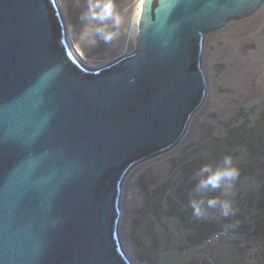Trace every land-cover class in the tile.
Listing matches in <instances>:
<instances>
[{"label": "water", "instance_id": "water-1", "mask_svg": "<svg viewBox=\"0 0 264 264\" xmlns=\"http://www.w3.org/2000/svg\"><path fill=\"white\" fill-rule=\"evenodd\" d=\"M264 0H142L136 45L100 66L59 0H0V264H136L126 179L208 95L207 37Z\"/></svg>", "mask_w": 264, "mask_h": 264}, {"label": "rangeland", "instance_id": "rangeland-1", "mask_svg": "<svg viewBox=\"0 0 264 264\" xmlns=\"http://www.w3.org/2000/svg\"><path fill=\"white\" fill-rule=\"evenodd\" d=\"M59 1L71 42L86 63L100 66L134 50L142 0L118 3L123 18L120 36L111 44L97 38L95 45L80 19L87 0ZM203 66L207 99L183 139L173 149L136 165L126 179L121 237L136 264H264L261 238L226 231L207 238L208 226L193 227L188 208H181L189 204L196 171L204 164L219 163L225 155H232L240 169L227 198L233 200L263 184L264 145L256 144L258 154L252 157L246 148L230 147L224 139L237 123L256 121L264 110V4L255 14L207 37ZM257 132L258 143L261 132ZM248 164L251 172L244 174ZM213 196L225 198L217 190L207 192L205 199ZM216 214L210 209L203 219L213 223Z\"/></svg>", "mask_w": 264, "mask_h": 264}, {"label": "clouds", "instance_id": "clouds-1", "mask_svg": "<svg viewBox=\"0 0 264 264\" xmlns=\"http://www.w3.org/2000/svg\"><path fill=\"white\" fill-rule=\"evenodd\" d=\"M86 23L93 38L90 40L95 45L98 40L111 44L120 36L123 18L117 9L115 0H87V8L80 17ZM88 34L86 30L85 35ZM240 177V169L235 164L232 155H225L223 159L213 165H202L194 174L195 185L190 194L189 206L192 214L198 219L206 218L208 210H217L222 217L234 215L236 209L230 198L235 182ZM222 190L223 196H213L205 199L209 191Z\"/></svg>", "mask_w": 264, "mask_h": 264}, {"label": "trees", "instance_id": "trees-1", "mask_svg": "<svg viewBox=\"0 0 264 264\" xmlns=\"http://www.w3.org/2000/svg\"><path fill=\"white\" fill-rule=\"evenodd\" d=\"M122 0H115L116 5ZM257 130H260V141L255 140L258 135ZM227 138L224 139L225 143L230 147H244L252 157L257 156L256 144L260 146L264 145V110L259 115L256 121H245L243 123H237L230 131ZM248 164L244 174L250 173ZM191 188L194 189L195 180L191 181ZM193 186V187H192ZM236 212L229 217H222L217 211L215 221L209 223L208 220L198 219L193 216L192 209L189 204H183L181 208L187 207L188 219L195 228L207 227L206 237L210 235L220 234L222 231H226L232 234L247 235L251 233L253 236L261 238L264 241V181L259 189L251 190L247 194H237L232 200ZM181 208L179 210H181ZM212 210V209H211ZM199 223V224H198ZM202 223V224H201ZM232 226V227H230ZM188 227V226H187ZM234 227V228H233ZM264 258V250H263Z\"/></svg>", "mask_w": 264, "mask_h": 264}]
</instances>
